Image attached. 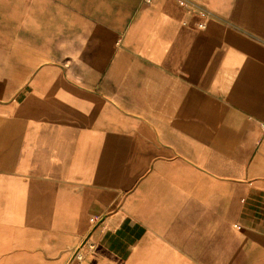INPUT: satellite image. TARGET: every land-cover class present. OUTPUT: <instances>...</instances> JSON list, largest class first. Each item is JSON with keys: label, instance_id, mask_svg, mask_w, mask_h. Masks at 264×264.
<instances>
[{"label": "crops", "instance_id": "1", "mask_svg": "<svg viewBox=\"0 0 264 264\" xmlns=\"http://www.w3.org/2000/svg\"><path fill=\"white\" fill-rule=\"evenodd\" d=\"M0 264H264V0H0Z\"/></svg>", "mask_w": 264, "mask_h": 264}]
</instances>
